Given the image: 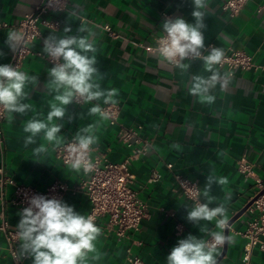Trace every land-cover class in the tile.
Returning <instances> with one entry per match:
<instances>
[{"label": "crops", "instance_id": "crops-1", "mask_svg": "<svg viewBox=\"0 0 264 264\" xmlns=\"http://www.w3.org/2000/svg\"><path fill=\"white\" fill-rule=\"evenodd\" d=\"M41 1L0 0V22L10 24L0 29V51L5 53L0 56V65L8 64L13 55L5 44L7 33L16 29ZM225 2L209 0L207 27L203 30L205 47L223 48L225 54L243 50L253 56L256 67L235 70L227 89L217 85L212 90L216 99L211 105L200 103L188 91L192 75H210L204 71L202 60L185 61L191 67L181 72L159 62L156 54L144 49L163 34L162 22L166 18L182 17L194 23L192 0H69L68 10L59 15L60 29L43 28L41 36L32 44L35 51L43 52V39L48 35L61 36L66 26L72 29L73 35L81 24L91 28L96 34V66L102 76L101 87L119 92L115 99L121 106L120 124L141 126L142 135L152 140L151 151L132 165L139 195L147 204L141 230L119 241L104 229L101 220L98 226L102 236L97 248L103 255L90 264H128L129 248L145 264H166L167 255L179 239L189 234L201 236L199 226L187 220L186 205L191 207L194 202L184 195L175 175L197 181L201 191L209 173L228 181L225 185H213L212 194L218 197L217 203H226L225 233L228 229V235L234 238V243L219 249L218 259L223 257L218 264H245L246 239L241 233L248 228L252 216L245 212L230 222L255 195L259 181H264V0H248L237 16L223 9ZM106 24L112 27L115 36L104 29ZM51 67L35 55L25 60L20 70L38 78V84L29 89L30 100L25 101L33 107L24 116L13 114L12 121L7 113L4 138L0 140V168L4 167L7 175L19 184L40 189L55 180L74 185L85 177L83 171L77 173L59 161L50 146L49 153L37 162L32 150L46 143L40 137L36 144L24 146L25 121L33 116L46 118L49 102L55 95L46 86ZM220 71L229 72L226 68ZM95 103L69 105L64 120L60 121L64 125L60 135L67 142L78 129L98 124L95 134L99 143L93 146L94 154L103 155L111 162H122L131 150L117 137L118 126H111L99 115L88 114ZM242 158L252 165L249 174L239 170L238 162ZM168 164H173V169ZM153 169L162 177L150 184L148 179ZM226 193H231L230 200L225 201ZM200 196L201 202H205ZM63 201L80 214L90 212L91 204L83 193H68ZM8 219L15 227L20 216L9 207ZM201 223L216 230L215 221ZM4 246V235L0 232V264H11ZM27 264H32V260ZM250 264H264V251L255 248Z\"/></svg>", "mask_w": 264, "mask_h": 264}, {"label": "clouds", "instance_id": "clouds-1", "mask_svg": "<svg viewBox=\"0 0 264 264\" xmlns=\"http://www.w3.org/2000/svg\"><path fill=\"white\" fill-rule=\"evenodd\" d=\"M191 13L194 23L182 17L166 18L162 22L163 35L157 40L154 49L159 62L167 63L187 72L191 67L185 61L202 60L204 71L210 75H192L188 91L198 98L200 103L209 105L216 97L212 90L219 85L227 89L232 73L221 72L220 67L225 60V50L220 47H205L203 30L209 0H192ZM65 27L63 35L50 34L43 39V53L51 59L53 67L48 70L49 80L46 84L48 92L55 93L49 102L46 118L36 116L25 121L23 132L27 135L24 146L36 144L37 137L46 143L33 148L32 155L37 159L50 151L67 149L66 163L70 168L85 175L95 169L91 159L94 145L99 140L95 132L98 124H90L78 129L71 143L65 145V138L60 135L68 106L83 101L97 103L88 110L89 115H99L102 120L108 119L101 108L103 104H116L119 92L115 88L104 89L99 82L102 79L97 68L96 34L91 28L81 24L76 34ZM25 33L12 29L7 33L5 44L12 52H17L25 43ZM205 51L207 54H205ZM5 53L0 51V56ZM38 84L37 75H29L12 64L0 65V109L15 119L13 114L26 115L32 110L30 88ZM71 117H69V120ZM50 146V147H49ZM172 147L178 148L179 145ZM226 178L209 173L206 183L200 191L205 202L196 200L188 208L187 220L199 226L201 236L192 234L179 239L167 255L166 264H218L219 249L226 244L234 243V238L225 234L228 224V208L226 203H217L218 197L212 194L213 185H225ZM225 201L231 199L226 193ZM215 205L214 207L210 205ZM18 215L16 235L19 240L18 259L30 258L32 264H90L99 261L103 255L97 248V241L102 236V229L96 225L94 217L80 214L62 199L48 198L44 195H33L28 206ZM202 221H215V229L202 224Z\"/></svg>", "mask_w": 264, "mask_h": 264}, {"label": "built area", "instance_id": "built-area-1", "mask_svg": "<svg viewBox=\"0 0 264 264\" xmlns=\"http://www.w3.org/2000/svg\"><path fill=\"white\" fill-rule=\"evenodd\" d=\"M248 0H226L223 9L231 16L240 14L242 8ZM69 0H42L33 11L26 15L17 25L16 29L25 33V43L17 51L13 52L8 64L23 67L25 60L33 55L38 56L51 65L53 62L43 52L35 51L32 47L34 41L41 36L42 29L47 28L58 31L61 27L59 15L68 10ZM262 9V8H261ZM169 18V17H168ZM9 23L0 22L1 28H8ZM109 34L115 36L112 27L108 24L103 26ZM163 35V34H162ZM161 35V36H162ZM157 37L151 45L144 46L148 53H154L157 47ZM155 54V53H154ZM54 66V65H53ZM220 68H226L230 73L237 69L248 70L256 67L253 56L243 50H231L225 55V60ZM83 105L85 102H77ZM101 108L108 115V122L111 126H118L117 137L130 148V154L122 162H111L103 155L91 153L92 162L95 165L93 172L85 175L81 182L70 185L62 180H55L44 189L34 186L19 184L11 176L7 175L5 168H0V232L5 239L4 250L10 257L11 264H27L31 259H18L17 251L19 240L17 238L16 226L13 227L8 219V209L13 208L18 213L28 206V201L33 195H44L48 198L56 197L64 199L68 193H83L88 198L91 209L88 215L94 217L98 226L101 220L103 227L113 233L117 240L122 241L130 237L131 234L141 230V224L147 216V204L139 195L136 187L137 177L132 170L134 162L146 156L152 149V140L142 135V127H128L120 124L121 106L116 104H100ZM7 117V112L0 109V140L3 141V123ZM65 142V145L71 143ZM56 158L66 164L67 149L55 150ZM239 170L245 174L252 171V165L246 158L239 162ZM169 169H173V164H168ZM161 174L157 169H153L148 182L156 183L161 179ZM177 180L184 195L192 202L197 199L201 201L200 188L198 182L190 178L176 174ZM251 205L246 212L251 214L248 228L241 235L246 239L244 246V263L250 264L255 248L264 251V181H259V188L250 200ZM249 202V203H250ZM248 203V204H249ZM228 227V224L226 228ZM128 264H145L144 260L127 250Z\"/></svg>", "mask_w": 264, "mask_h": 264}, {"label": "water", "instance_id": "water-1", "mask_svg": "<svg viewBox=\"0 0 264 264\" xmlns=\"http://www.w3.org/2000/svg\"><path fill=\"white\" fill-rule=\"evenodd\" d=\"M251 205V202L249 204H247L235 217L234 219L230 222V224H232V222L237 219L238 217H240L243 213L246 212L247 208ZM226 235H228V229L226 230ZM223 256H221L219 259H218V262L222 259Z\"/></svg>", "mask_w": 264, "mask_h": 264}]
</instances>
